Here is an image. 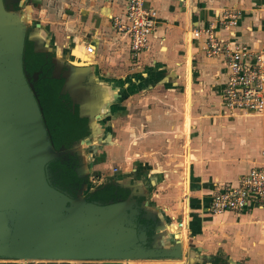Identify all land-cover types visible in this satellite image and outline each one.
Masks as SVG:
<instances>
[{"label":"crops","instance_id":"0c3cea01","mask_svg":"<svg viewBox=\"0 0 264 264\" xmlns=\"http://www.w3.org/2000/svg\"><path fill=\"white\" fill-rule=\"evenodd\" d=\"M2 3L0 14L20 16L26 40L31 35L48 48L54 74L71 70L72 93L95 118L100 115L94 123L98 132L79 140L85 141L89 161L79 169L88 185L83 198L107 184L119 185L129 190L123 219L131 218L137 237L159 230L156 242L163 250H174V235L180 238L179 260L106 261L189 264L193 256L196 262L264 264V206L221 215L209 211L217 189L238 186L264 165V112L226 107L227 59L208 56L205 40L193 36L195 29L235 13L237 25L219 28V38L262 50L264 0H147L159 22L137 53L124 29L127 0H21L18 12ZM26 40L23 66L29 79V70L36 69L26 63ZM77 48L82 59L74 54ZM75 59L90 64L77 66ZM62 79L60 94L68 96ZM35 84L46 122L42 90ZM143 206L151 218L148 229L138 217Z\"/></svg>","mask_w":264,"mask_h":264},{"label":"water","instance_id":"95a60500","mask_svg":"<svg viewBox=\"0 0 264 264\" xmlns=\"http://www.w3.org/2000/svg\"><path fill=\"white\" fill-rule=\"evenodd\" d=\"M25 40L20 16L0 14V257L75 262L182 259L181 242L176 235L174 250L159 248V230L153 236L148 232L136 236L131 218L127 222L123 219L122 208L127 202L120 206L89 202L83 198L88 189L86 183L76 198L52 184L49 165L64 159L66 151L55 150L38 92L24 74ZM28 40L36 54L49 52L31 35ZM73 63L79 66L82 61ZM56 65L61 68L62 63ZM69 70L62 75L63 90L68 91L73 106L80 107V118L89 120V130L95 134L99 129L95 119H100V115L95 118L72 93ZM39 74H34L35 81ZM79 166L76 173L83 179ZM146 211L143 206L138 215L145 220V227L151 221L143 214ZM197 263L192 256L189 264Z\"/></svg>","mask_w":264,"mask_h":264},{"label":"built area","instance_id":"2783aa9c","mask_svg":"<svg viewBox=\"0 0 264 264\" xmlns=\"http://www.w3.org/2000/svg\"><path fill=\"white\" fill-rule=\"evenodd\" d=\"M147 0H127L128 24L131 49L135 53L145 49L148 38L159 22L155 11L147 8ZM238 14L227 13L221 21L195 29L193 36L205 40V51L210 57L227 59L228 75L224 90L226 107L231 110L264 112V47L252 51L248 46L226 42L219 38V28L231 31L238 23ZM94 48L88 46V52ZM264 154V152H263ZM251 205L264 206V165L253 168L239 185L217 189L211 199L209 211L213 215L226 212H243ZM184 227V222L179 223Z\"/></svg>","mask_w":264,"mask_h":264},{"label":"trees","instance_id":"16d2710c","mask_svg":"<svg viewBox=\"0 0 264 264\" xmlns=\"http://www.w3.org/2000/svg\"><path fill=\"white\" fill-rule=\"evenodd\" d=\"M29 44L31 45L32 43L30 42ZM29 54L38 58L36 59L37 67H35V69H38L39 66L40 68H43L47 61L49 62V66H52L50 58L45 61L43 60L46 57L45 54H36L31 48L27 51V55ZM76 56L81 59L80 56ZM44 69V74H47L46 68ZM50 82H54L53 79L50 80ZM55 82L60 84L58 89L60 99H57L54 96L46 100L45 116H50L49 118H51L53 122V126H49L50 128L48 127V129L53 136L52 139L55 150L69 151L75 142H79L80 139H86L91 132L89 130L87 119L80 118L78 113L73 114L69 97L60 94L63 80H55ZM45 92L48 93L49 91ZM66 135L72 136V138H69ZM71 158H74V156L71 155ZM78 165V160L73 159L71 161H64L63 158H60L49 165L52 184L61 191L68 193L73 198H76L78 190L85 183V180L80 179L76 173ZM128 195V189H124L119 185L110 184L106 188H100L92 195H89L87 200L89 202L108 205L110 203L126 201ZM140 221L143 224H146L144 219H141ZM148 233L151 235L152 231L149 230Z\"/></svg>","mask_w":264,"mask_h":264},{"label":"flooded vegetation","instance_id":"af4514ba","mask_svg":"<svg viewBox=\"0 0 264 264\" xmlns=\"http://www.w3.org/2000/svg\"><path fill=\"white\" fill-rule=\"evenodd\" d=\"M4 1H5V3L8 4L9 7H10V5H13V10L14 11H17L18 12V11L21 10L20 4H19V2H21V0H4ZM29 43H30V41L28 40V36H27L26 49L28 51V49L31 48L34 51L33 44L30 45ZM42 54H45V56H46L45 59H43V60L44 61L45 60H48L46 58L49 56V54L48 53H42ZM74 54H76V53H74ZM49 58L51 60V65L53 67L52 66H49V62L47 61L45 63V66L43 68H41V69L39 68V70L36 69V71L34 69H32V68L29 70V80H30V82H32L33 84H35V83L38 84L39 83L38 86L42 90V92L44 93V95L48 94L45 91H48L47 90L48 89L47 87L50 84L48 82H45V80H47V79L52 80L53 79L54 82H55V80H57V81L63 80L62 79V75H63L64 71H66V69H67V67L66 68L63 67L62 70H59V72H55V74H54L55 65H53L52 58L50 56H49ZM36 59H38V58H36L35 56H31L30 54L27 55V57H26V63L28 64V67L34 66V65L36 67ZM50 67H52V69ZM44 68H46V70H47L46 73L47 74H44L45 73V71H44L45 69ZM36 72H39L40 73L39 74V78H40V76L42 78H44L43 81H40V82L37 81V82H35L34 74ZM35 86H36V84H35ZM67 97H69V99H70V96L69 95ZM70 101H71V99H70ZM71 106H72V112H73V103H72V101H71ZM74 109L75 110H74L73 114L74 113H78V115H80L79 114V107L78 106H75ZM49 133H50V131H49ZM50 135H51V133H50ZM52 138H53V136L51 135V140L53 142V139ZM108 185H110V184H107L104 187H101V189L106 188ZM216 261L217 260L215 258L211 263H209L208 261L205 260L203 262H199V264H221V261H217V262ZM0 264H110V263H109V261H106V260H87V261H81V262H77L76 261L75 262V261H72V260H31V259L30 260H21V259H15V258L0 257ZM222 264H224V263H222ZM226 264H228V263H226Z\"/></svg>","mask_w":264,"mask_h":264},{"label":"rangeland","instance_id":"374dc122","mask_svg":"<svg viewBox=\"0 0 264 264\" xmlns=\"http://www.w3.org/2000/svg\"><path fill=\"white\" fill-rule=\"evenodd\" d=\"M74 53H76V54H81V49H76L75 51H74ZM89 59H91V58H89ZM40 60V59H39ZM73 62H77V59H75V60H73ZM90 64V61L89 62H85V63H81L80 65H85V64ZM45 82H48V83H50L49 85H48V94H46V95H44V93H42L41 94V99H42V102L44 103V102H46V100H48V99H50V97H54L55 96V98H57V99H60V96H59V93H58V89H59V87H60V84L59 83H56V82H50V79H47V80H45ZM50 116H48V117H46L47 119H46V123H47V127H52L53 126V122H52V119L51 118H49ZM49 127V128H50ZM67 137H69V138H72V136H69V135H66ZM65 137V136H64ZM85 145L86 144H84V143H82V142H78V143H75V144H73V146H72V148L69 150V151H66V153L64 154V161L66 160V161H71V160H78V162L80 161V163H79V167L81 168L84 164H86V163H88L89 161H87V158H86V155L84 154V149H86L85 148ZM71 152L74 154L73 156H75L74 158H71ZM85 157V158H84ZM80 159V160H79ZM111 168H114L115 169V167H111ZM113 171V170H112ZM57 186H59V185H57ZM186 236V235H185ZM149 245L150 244H148L147 246L149 247ZM142 246H144L143 244H142ZM191 248H192V246H191ZM202 252V251H201ZM245 260V259H244ZM117 261H122V260H117ZM113 262H115V263H117L116 261H113ZM242 263L243 264H245V262L244 261H242ZM180 264V263H179Z\"/></svg>","mask_w":264,"mask_h":264},{"label":"bare ground","instance_id":"6f19581e","mask_svg":"<svg viewBox=\"0 0 264 264\" xmlns=\"http://www.w3.org/2000/svg\"><path fill=\"white\" fill-rule=\"evenodd\" d=\"M78 56H80L81 57V59H82V54H77Z\"/></svg>","mask_w":264,"mask_h":264}]
</instances>
